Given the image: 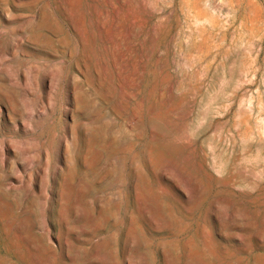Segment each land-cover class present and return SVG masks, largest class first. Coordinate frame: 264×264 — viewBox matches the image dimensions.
<instances>
[{"label":"rangeland","instance_id":"obj_1","mask_svg":"<svg viewBox=\"0 0 264 264\" xmlns=\"http://www.w3.org/2000/svg\"><path fill=\"white\" fill-rule=\"evenodd\" d=\"M249 1L0 0V264H264Z\"/></svg>","mask_w":264,"mask_h":264},{"label":"bare ground","instance_id":"obj_2","mask_svg":"<svg viewBox=\"0 0 264 264\" xmlns=\"http://www.w3.org/2000/svg\"><path fill=\"white\" fill-rule=\"evenodd\" d=\"M192 1V4L190 6V9H191V12L193 13L194 17L195 18H200L199 15H200V10L197 6V3L200 1V0H191ZM231 2H234V6L236 7H239L241 6V4L243 3V0H229ZM249 3H251L249 0H248ZM257 3V2H256ZM253 8L254 10L258 9V6L257 4L256 5H253ZM61 22L65 23L70 29L71 26L69 25V23L67 22V20L62 17V19H60ZM1 29V28H0ZM67 30V29H65ZM1 32V30H0ZM51 35L53 37H55V41L54 43L59 46L60 48H63L64 50L63 51H60L61 54L63 53V56H67V58H70L72 53H71V49L69 48V45L68 43L66 42V38L65 37H60L57 32H53L51 33ZM74 38H75V34H71ZM50 38V37H49ZM20 48V39H19V32L18 31H15L13 30L12 34H11V42L9 43L8 45V51L10 52V54L12 56L15 55V53L19 50ZM1 65V64H0ZM58 72H56V74H52V76L50 77V79L48 80L49 82H51L52 84V81L56 79V77L58 76L57 75ZM26 76V75H25ZM23 78H24V74H23ZM19 83V82H18ZM15 85H17V83H15ZM19 86V85H18ZM74 87V85H73ZM23 89V88H22ZM25 95V94H24ZM4 96V95H3ZM18 98V97H17ZM47 101V100H46ZM15 103V102H14ZM17 103V102H16ZM1 104H4V107L6 108V116L7 118L9 119L10 122H13V120L16 118V117H20L21 114H18L16 113V111L14 109H11L12 107H7L6 103L4 102V99L2 97V95H0V105ZM21 118V117H20Z\"/></svg>","mask_w":264,"mask_h":264}]
</instances>
